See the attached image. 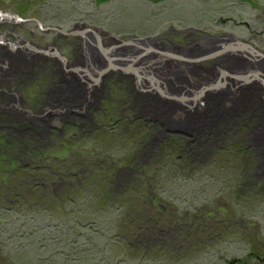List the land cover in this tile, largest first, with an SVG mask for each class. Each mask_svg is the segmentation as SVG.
Here are the masks:
<instances>
[{
    "label": "rangeland",
    "instance_id": "1",
    "mask_svg": "<svg viewBox=\"0 0 264 264\" xmlns=\"http://www.w3.org/2000/svg\"><path fill=\"white\" fill-rule=\"evenodd\" d=\"M0 11L23 19L0 20V30L68 59L64 67L33 52L22 61L20 48L0 47V264H264L249 256L264 258V79L240 81L260 69L246 61L252 53L227 51L264 53V0H0ZM32 17L66 30L95 26L105 45L160 36L149 43L170 51L172 41L186 59L220 51L160 59L153 72L169 95L196 96L224 70L232 78L192 108L139 93L134 76L118 71L88 88L65 70L79 64L84 38L45 32ZM93 57L98 77L107 62ZM94 91L101 104L91 123L75 113Z\"/></svg>",
    "mask_w": 264,
    "mask_h": 264
},
{
    "label": "flooded vegetation",
    "instance_id": "2",
    "mask_svg": "<svg viewBox=\"0 0 264 264\" xmlns=\"http://www.w3.org/2000/svg\"><path fill=\"white\" fill-rule=\"evenodd\" d=\"M3 19H5V20H7V19H14V21H16V22H19L17 19H15V18H5L4 16H2V15H0V20H3ZM27 21H32V20H30V19H26ZM23 21V20H22ZM36 22V21H35ZM49 32V31H48ZM99 32L102 34L101 35V43H102V46L105 48V51H106V53H107V55L108 56H110V57H112L113 58V61H112V63L113 64H116L117 66V68H112V66H111V63H110V61L106 58V56H105V54H104V52L102 51V49H100V46H99V41H98V39H97V37L94 35V34H87V35H85V36H76V37H82V38H84V40H83V42H82V46H83V51H82V53H81V55H82V58L79 60V64L78 65H80V66H73V67H69L68 69H65L66 71H76L77 73H75L76 75H78L79 76V78L81 79V81H83V84H85V87H86V85H88V88L90 87V86H92V89H93V87L95 86V84H93V83H97V82H95L94 80H93V78H97V79H99L100 80V77L103 75V74H105L106 72H109V71H115V72H122L123 74H125V75H128V76H130V75H132V76H134V78L136 79L135 81H134V85L135 86H133L134 87V89H136L137 91H139V93H143V94H151L152 92H154V93H156L163 101H166V103H169L170 105H171V107L172 106H174V104L176 103V104H178L177 102H175V99H173V98H171V97H168V96H165V95H162V94H160V93H158V92H156L155 90H149L148 89V87L150 88V86H152V84H151V79H150V75H152V72L150 71V70H152L153 71V69H155V65L156 64H159L160 62H159V60L161 59H163V61L164 62H166V61H169V59H171V60H173L174 62H176L177 60L176 59H183L184 57V55L182 56V55H178V54H176L177 53V49H180V50H182V47H180L179 45H177L176 43H173L172 41H171V44H169L168 46H165V48H167V49H170V51H168V50H164V51H160V50H158V49H156V47H153V45L152 44H150V45H148L147 47H150L151 48V50L150 51H148V48L147 47H145V48H143L144 49V55L145 54H147V53H150V52H153V53H159L160 55H158V61L157 60H153L152 62H150L151 60H149V61H146V62H142V61H140L141 63L139 64V60H140V58L138 59V60H132V57H137V56H139L140 54H136L134 51L132 52V54L131 53H129V54H127V53H125L124 52V50L122 51V47H119L120 49H119V51L120 52H122L124 55H127V56H123V55H121V56H116V55H114V54H117V50H118V48H112L113 47V45L114 44H112V45H110V44H106L105 45V43L108 41H105V37H106V34L103 32V31H100L99 30ZM59 33V32H58ZM60 35H62V36H68V35H63V34H60ZM10 37H13V38H15V39H12V38H10ZM160 39H162L160 36H158L156 39H154L152 42L154 43H156V41L157 40H160ZM22 41H23V38L22 37H20L19 35H17V34H15V33H13V32H10V31H5V30H0V47H2V48H9V51H16V49L17 48H20V50L18 51V53H16V56L19 58V60H22V61H25V60H27V59H29V58H31L30 56L31 55H33L32 53L34 52H37V53H44V54H46V56H48V55H53L52 57L54 58V60H56V62H62L63 63V65H64V67H67L68 66V59H67V57L65 56V55H63V54H61L59 51H58V49H56L57 47L56 46H48L47 48H38V46L37 45H35L34 43H32V41H30V40H26V42H25V44H22ZM199 43V45H201V47H203V48H206L207 47V45H209L206 41H199L198 42ZM131 46H133V45H131ZM137 47V46H136ZM50 48V49H49ZM139 48H142V47H139ZM184 48V47H183ZM175 49V50H174ZM51 50V51H50ZM46 51V52H45ZM187 52H188V50H186ZM224 52H225V50H224ZM227 52V51H226ZM95 53V54H94ZM247 53V52H246ZM96 55V54H101V56L106 60V62H107V64L104 66V67H101L100 68V71L102 70V69H104V68H108V70L106 71V72H104V73H102L101 75H98V77H95V74L91 71V70H93V68L95 67V64H94V62H93V56L94 55ZM182 54H183V52H182ZM143 55V56H144ZM217 55V54H216ZM142 56V57H143ZM213 56H215V55H213ZM117 57H124V58H128V59H125V60H120L119 58L117 59ZM181 57V58H180ZM209 58V57H208ZM160 60V61H161ZM21 62V61H20ZM56 62H55V64H56ZM10 63V62H9ZM151 63V64H150ZM163 63V62H162ZM172 64H174L173 62H172ZM11 65H13L12 66V69L14 70V69H16V70H14V72L15 73H17V75L15 76V78H16V80H18V82L19 81H21V80H23V79H25V78H23V77H25V76H23V73H24V71H22L21 72V70H19V65L17 64V65H14L13 63H11ZM175 66L174 67H176V64H174ZM124 66H129V67H131V68H134V69H136V71H125V70H123L122 69V67H124ZM119 67V68H118ZM6 69V68H5ZM177 69H179L178 67H177ZM180 71H177L176 70V72H174V74L177 76V77H179L178 76V74L182 71V69H179ZM100 71H99V74H100ZM224 72H226V74L225 75H223V77H221L220 76V78H219V82L221 83L222 82V80L224 81V83L226 82V79H228V77H231L229 74H228V72L226 71V70H224V71H222L221 73L222 74H224ZM137 73H139V74H141L142 75V77H141V83L139 82V77H138V75H137ZM154 73V72H153ZM156 76H157V78L159 79V83H160V86L163 88V90L165 91V93L166 94H168L169 95V92H168V90H167V88H166V85H168V83L166 82V81H164V79L163 78H161L160 76H158V74H156V73H154ZM89 76L90 77V79L92 80V83L91 84H88V83H90V82H88L87 80H86V76ZM92 76V77H91ZM175 76V77H176ZM175 77H171L170 78V80H172L173 78H175ZM59 78V77H58ZM131 78V77H130ZM232 78V77H231ZM175 80V79H174ZM174 80H172V81H174ZM243 80H246V79H243ZM145 81V82H144ZM147 82V83H146ZM142 83H146V85L147 86H145V85H143ZM219 83V84H220ZM69 83H67L63 88H64V90H65V95H69V92H71L70 90V86L68 85ZM226 85V84H225ZM142 86H145V87H142ZM178 87L179 86H177L176 85V88L178 89ZM219 87H221V86H218V87H216V88H214V89H216V90H218L217 88H219ZM205 88V86L204 87H202L201 89L203 90ZM91 89V90H92ZM97 89V88H96ZM176 89V90H177ZM220 89V88H219ZM91 90L89 91V93L91 92ZM201 90V91H202ZM207 90H209V89H207ZM216 90H214V91H216ZM1 91V90H0ZM82 92H83V90H81ZM200 91V90H199ZM206 91V90H205ZM205 91H204V93L203 94H201L200 96H199V98L197 99V100H193V101H190V100H188V101H185V102H183V103H185V104H187V105H189V104H191V108L192 107H195V105L196 104H198V102H199V100L204 96V94H205ZM190 92H192V91H190L189 90V93ZM198 92V91H197ZM16 93V92H15ZM10 94H12V95H14L13 94V92H11ZM80 95H82V93H80ZM88 95V94H87ZM174 95H176V94H172V95H170V96H174ZM179 95H181V94H179ZM185 96H190V95H186L185 94ZM192 96H194V95H192ZM98 96L96 95V92L94 91V93H92L90 96H87V97H85L84 98V100H85V104H83V107H84V110H81V112H76L75 113V115L77 116V117H83V118H87L86 120H90L89 122H91V123H94V121H92L93 119L94 120H96V121H98V111H99V109H100V104H101V101H100V97L99 98H97ZM8 99H10L11 101L9 102V105L10 104H14L15 103V98H14V96H8ZM177 101V100H176ZM84 102V101H83ZM179 106H184V105H181V104H178ZM5 107V108H4ZM6 107L7 106H4L3 104L1 105V107H0V110H1V112L2 113H5V114H7L6 113V110L4 111V109H6ZM17 107H18V105H17ZM91 108L90 110H87V108ZM189 107H190V105H189ZM170 108V107H169ZM172 115H174V114H172ZM5 116V115H4ZM7 118V117H6ZM173 119H175V116L174 117H172ZM82 119V118H81ZM172 119V120H173ZM2 121V120H1ZM2 122H4V121H2ZM172 122V121H171ZM213 122V121H212ZM211 124V123H210ZM49 126H51L50 125V123H48V125H47V128L49 127ZM4 129H7V126H6V128H4ZM43 131H45V130H43ZM161 134H160V136L159 137H165V135L162 133V132H160Z\"/></svg>",
    "mask_w": 264,
    "mask_h": 264
},
{
    "label": "water",
    "instance_id": "3",
    "mask_svg": "<svg viewBox=\"0 0 264 264\" xmlns=\"http://www.w3.org/2000/svg\"><path fill=\"white\" fill-rule=\"evenodd\" d=\"M0 15L4 16L5 18H15L17 19L18 21H22L23 19L21 18V16H18L17 14H13V13H10V12H1L0 11ZM30 20L32 21H36L37 25L39 26V28H41V30L45 31V32H48V31H56V32H59L60 34H63V35H74V36H85L87 34H94L98 41H99V46H100V49H102V51L104 52L106 58L110 61L111 63V66L112 68H117L116 64H113L112 61H113V58L108 56L106 51H105V48L102 46V43H101V33L99 32V29L95 26H91L87 23H79L77 24L74 28L72 29H69V30H66V29H63L62 27L60 26H45L41 20H39L38 18L36 17H32L30 18ZM158 37V36H157ZM157 37H138L135 39L133 36L129 37L128 39H123V38H120V37H117V36H112V38H114L118 43L113 45L112 48H119V47H122V46H131V45H135L137 47H142V48H145L148 46L149 42H151L152 40L156 39ZM142 40L143 43L140 44V42L138 40ZM243 47V46H241ZM148 48V51L151 50L150 47H147ZM227 49V48H226ZM257 50V49H256ZM255 50V51H256ZM258 51V50H257ZM256 51V52H257ZM46 52V51H45ZM220 51H217L215 53H211V54H208V55H204L202 57H199V58H190V59H186V58H183L184 60H188V61H199V60H203L205 58H208L210 56H213V55H216L217 53H219ZM257 54H259L260 56H264V53H261V52H257ZM144 55V53H141L139 56L137 57H132V60H138L140 57H142ZM120 59V60H125V59H128V58H124V57H117V59ZM181 58V57H180ZM151 64V63H150ZM119 68V67H118ZM123 70L125 71H136V69L134 68H131L129 66H124L122 67ZM108 70V68H104L100 71V74L101 75L102 73L106 72ZM152 72V75H150V79H151V84L152 86H150V88L148 87V89L151 91V90H155L156 92L162 94V95H165V96H168V97H171L175 100H178L180 102H185V101H188V100H197L199 98V96L201 94L204 93L205 90L207 89H212V88H216L218 87V85L222 84L219 82V80L214 83L213 85H210V86H207L205 87L199 94H197L196 96H185V95H174V96H170L168 94L165 93V91L163 90V88L160 86V83H159V79L157 78V76L153 73L152 70H150ZM226 72H224V74H221V77H223V75H225ZM138 77L140 78L139 79V82L141 83V77L142 75L137 73ZM250 75H244V76H238L237 75V78H242V79H246L247 77H249ZM92 77V76H91ZM93 80L95 82H98L99 79L97 78H93ZM220 83V84H219ZM142 87H145V86H142Z\"/></svg>",
    "mask_w": 264,
    "mask_h": 264
},
{
    "label": "bare ground",
    "instance_id": "4",
    "mask_svg": "<svg viewBox=\"0 0 264 264\" xmlns=\"http://www.w3.org/2000/svg\"><path fill=\"white\" fill-rule=\"evenodd\" d=\"M140 43L142 42L143 43V41L142 40H138ZM240 46H244V47H240ZM239 47H238V49H236V48H230V49H228L227 51H229V50H236V51H244V52H247V53H252L251 55H253L252 56V58H248V57H246V61L247 62H249L250 63V65H253V66H256L258 69H260V70H258V73H257V75H253L252 77L251 76H249V77H247L246 78V80H243L242 78H241V80L240 81H243L244 83H247V82H252V81H254L256 78L257 79H259V77L260 78H263L264 79V56H260L259 54H257V53H255V51L250 47V46H245V45H240ZM226 51V50H225ZM260 57L261 58V60L260 59H256V57ZM254 57V58H253ZM245 60V59H244ZM241 68V67H240ZM243 71V70H242ZM251 73V72H250ZM262 81V80H261ZM263 82V84H264V80L262 81ZM171 84V83H170ZM225 85V83H224V81H223V83L222 84H220V85H218V86H221V87H223ZM228 85H230L229 87H232V86H234V84H233V82L232 81H230L229 83H228ZM240 85V84H239ZM227 87V86H226ZM235 88H237V87H235ZM224 90V89H223ZM222 90V91H223ZM225 90H227V89H225ZM184 92V91H183ZM155 96V95H154ZM202 96V95H201ZM157 100V99H156ZM189 105H190V107H189ZM188 106L186 105V107H189V108H191V104H189ZM264 107V106H263ZM264 109V108H263Z\"/></svg>",
    "mask_w": 264,
    "mask_h": 264
},
{
    "label": "trees",
    "instance_id": "5",
    "mask_svg": "<svg viewBox=\"0 0 264 264\" xmlns=\"http://www.w3.org/2000/svg\"><path fill=\"white\" fill-rule=\"evenodd\" d=\"M108 193L111 194V191L109 190ZM155 237L157 238V236H155ZM249 256L254 257V258H256L257 260H260V261H263V260H264V258L261 257V256L259 255V253H255L253 250H252V252L249 253Z\"/></svg>",
    "mask_w": 264,
    "mask_h": 264
}]
</instances>
